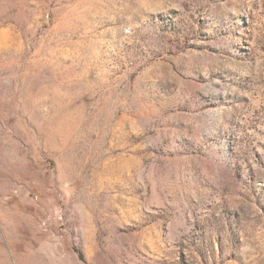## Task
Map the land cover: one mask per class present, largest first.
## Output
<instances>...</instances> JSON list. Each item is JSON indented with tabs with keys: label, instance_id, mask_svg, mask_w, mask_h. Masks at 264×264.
<instances>
[{
	"label": "rangeland",
	"instance_id": "obj_1",
	"mask_svg": "<svg viewBox=\"0 0 264 264\" xmlns=\"http://www.w3.org/2000/svg\"><path fill=\"white\" fill-rule=\"evenodd\" d=\"M0 264H264V0H0Z\"/></svg>",
	"mask_w": 264,
	"mask_h": 264
}]
</instances>
